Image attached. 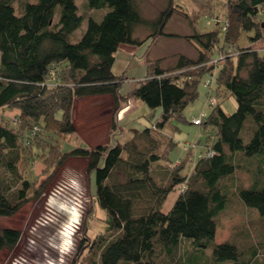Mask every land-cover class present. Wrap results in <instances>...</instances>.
Segmentation results:
<instances>
[{
	"label": "trees",
	"instance_id": "16d2710c",
	"mask_svg": "<svg viewBox=\"0 0 264 264\" xmlns=\"http://www.w3.org/2000/svg\"><path fill=\"white\" fill-rule=\"evenodd\" d=\"M83 1L87 10L108 11L98 20L81 14L76 0H0V109L13 112L9 120L0 119V217L14 216L31 199V182L22 176L21 163L37 156L32 149L43 129L76 132L77 98L110 95L116 112L134 97L161 110L152 127L133 129L123 143L73 147L58 159L62 164L69 157L86 158L87 172L95 174L96 200L108 231L96 244L99 264H250L255 247L247 255L233 240L215 238L218 216L231 195L223 180L238 170L247 171L251 182L235 186L234 192L264 215V52L242 46L236 62L219 64L215 76L209 62L219 48L264 38V0H227L222 39L219 28L201 31L192 23L194 32L184 36L197 57L179 53L171 66L163 64V57L148 62L147 75L126 94L120 88L127 77L113 70L115 54L122 45L138 46L150 37L180 36L166 32L174 10L169 5L147 17L137 0ZM85 18L86 29L71 41ZM140 28L150 34L140 39ZM200 84L214 91L218 101L213 105L208 98L210 114L202 112L192 123L211 125L215 135L191 171L182 173L183 167L169 160L176 142L171 136L165 140L164 128L172 118L185 120L184 110L198 98ZM227 95L237 102L232 113L220 103ZM20 238L18 228L2 227L0 251L12 250ZM183 243L212 252L207 260L198 261L194 254L184 259L179 252Z\"/></svg>",
	"mask_w": 264,
	"mask_h": 264
},
{
	"label": "rangeland",
	"instance_id": "374dc122",
	"mask_svg": "<svg viewBox=\"0 0 264 264\" xmlns=\"http://www.w3.org/2000/svg\"><path fill=\"white\" fill-rule=\"evenodd\" d=\"M137 1L147 17H153L171 5L174 13L168 20L166 32L181 35L159 36L160 39L153 45L150 37L149 42H143L141 45L120 47L115 54L113 70L117 75L127 77L120 88L123 94L147 75L148 62L163 57V64L171 66L179 53L191 58L197 57L198 51L194 44L184 36L194 32L192 23H196L201 31L219 28L221 39L224 29L228 27L227 0ZM76 3L85 17L100 16L99 20L108 11V7L87 10L83 0H76ZM260 19L264 22V10L260 13ZM87 23L88 18H85L81 27L72 34L71 41L79 40ZM137 33L140 39H143L150 34V30L140 28ZM242 46L264 52V38L255 42L244 38L240 44L217 49L215 58L209 62L213 65L214 76L219 64L231 65L236 62V54ZM199 93L198 98L184 110L185 120L172 118L164 128V132L168 134L165 140H170L171 136L176 142L168 152L169 160L179 167L182 166V173L191 171L192 162L206 152L215 135L211 125L192 123L193 118L200 116L202 112L207 116L210 114L211 108L206 105L208 98L212 100L213 105L218 101L214 91L213 94L208 93L201 84ZM220 103L227 113H232L237 108L236 99L232 95L225 96ZM122 104L124 106L114 112L110 95L77 98L73 112L76 132L62 134L51 126L43 129L37 139V148L32 149L37 151V156L29 158L27 163H21L22 176L31 182V199L14 216L0 217V229L13 227L21 231V238L12 250L0 251V264H99L96 244L100 237L108 235V231L105 211L96 200L95 174L90 176L87 172L86 158L69 157L62 164H58V159L63 151L79 145L93 147L105 142L110 145L116 144V141L123 143L133 135V129L152 127L161 114L159 108L151 109L134 97ZM12 113L8 108L0 109V119L9 120ZM57 116L60 117L61 113ZM114 119H117L116 127L111 128ZM153 129L158 128L153 126ZM156 169L161 176L160 169ZM223 182L229 185L231 195L226 209L218 216L215 240H233L247 255L250 254L249 250L255 247L257 254L250 260V264H264V215L243 204L234 192L235 186L249 185L250 174L238 170L232 179L227 178ZM177 192L169 196L167 207L174 196H177ZM40 205L43 208L38 213ZM67 222H70L69 228L66 226ZM179 252L184 259L194 254L198 255V261H203L208 259L212 250L198 252L189 243H183Z\"/></svg>",
	"mask_w": 264,
	"mask_h": 264
},
{
	"label": "crops",
	"instance_id": "0c3cea01",
	"mask_svg": "<svg viewBox=\"0 0 264 264\" xmlns=\"http://www.w3.org/2000/svg\"><path fill=\"white\" fill-rule=\"evenodd\" d=\"M159 39H160L159 36L156 37V38L151 39V40H150V41H151V45L155 44V42L158 41ZM146 42H149V39L146 40ZM175 198H176V196H174V198H173L172 200H174ZM172 202H173V201H172ZM172 202H171V203H172Z\"/></svg>",
	"mask_w": 264,
	"mask_h": 264
},
{
	"label": "bare ground",
	"instance_id": "6f19581e",
	"mask_svg": "<svg viewBox=\"0 0 264 264\" xmlns=\"http://www.w3.org/2000/svg\"><path fill=\"white\" fill-rule=\"evenodd\" d=\"M43 207H42V205H40L39 207H38V213L41 211V209H42ZM68 223H70V222H67V228H69V225H68Z\"/></svg>",
	"mask_w": 264,
	"mask_h": 264
},
{
	"label": "built area",
	"instance_id": "2783aa9c",
	"mask_svg": "<svg viewBox=\"0 0 264 264\" xmlns=\"http://www.w3.org/2000/svg\"><path fill=\"white\" fill-rule=\"evenodd\" d=\"M194 121L197 123V122H199V119H195ZM209 154H211V153H209Z\"/></svg>",
	"mask_w": 264,
	"mask_h": 264
},
{
	"label": "water",
	"instance_id": "95a60500",
	"mask_svg": "<svg viewBox=\"0 0 264 264\" xmlns=\"http://www.w3.org/2000/svg\"><path fill=\"white\" fill-rule=\"evenodd\" d=\"M263 27H264V22L262 23Z\"/></svg>",
	"mask_w": 264,
	"mask_h": 264
}]
</instances>
